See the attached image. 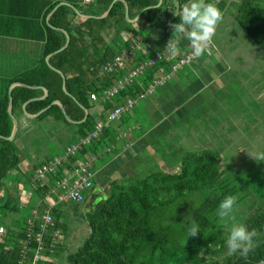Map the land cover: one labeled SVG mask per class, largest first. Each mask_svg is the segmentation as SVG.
<instances>
[{
  "label": "trees",
  "instance_id": "obj_1",
  "mask_svg": "<svg viewBox=\"0 0 264 264\" xmlns=\"http://www.w3.org/2000/svg\"><path fill=\"white\" fill-rule=\"evenodd\" d=\"M113 1L91 0L89 3L72 5L78 14L90 16L80 25L72 23L77 13L71 6L59 5L58 2L49 4L44 19L53 12L45 24L46 41L38 64L5 84L1 83L0 193L3 195L0 196V228L5 231V239L0 242V264H19V250L26 237L25 231L28 222L34 219L32 211L36 210L41 215L49 208L53 220L57 221L59 218L57 214H53L56 206L50 208L45 200L48 188L32 182L34 171L47 163L48 159L33 165L28 173L21 174L19 171L23 160L19 141L32 131L22 127L20 118L26 117L24 111L34 116L49 107L34 119L26 117V121L42 123L45 120H53L59 123V130H69V144L86 137L94 130L96 123L103 121L106 116L104 113L98 114V104L105 109L107 107L101 102L104 104L102 105L99 99H90V95H101L103 90L112 86L122 74L119 71L101 75L102 66L136 41L134 33L127 40L122 37L125 31L135 29L126 19L125 3L128 6V20H134L140 14L135 25L140 29L137 34L141 39L148 41L155 29H162L164 34H169V37H164V43L171 39L173 29L170 25L179 23V7L186 2L167 0L169 10H163L151 7L158 0H118L106 17L99 18L107 12ZM239 1L241 5L237 8L235 16L237 24L254 44L264 47V0ZM170 10L175 11L177 17ZM66 36L67 47L57 52L66 44ZM182 47L183 51L179 56L187 53L188 42L184 41ZM47 57L48 62L45 61ZM177 58H169L150 69L145 74V84L149 83L159 69L168 71ZM145 60L137 55L127 67L132 68ZM133 62L134 66L131 65ZM62 75L65 77L66 93L62 89ZM17 82L32 88L20 85L9 91L11 84ZM41 88L47 91V97L32 100L44 97ZM139 88L136 85L127 87L116 97L122 102L114 105H121L128 98L137 96L136 93L141 92ZM9 93L12 98L11 113L18 124L12 141L7 140L14 126L8 113ZM55 101L61 103L69 121L60 106L52 104ZM35 132L40 135H36L38 140L46 133L41 127ZM107 133L108 127L103 130L93 149L89 151L83 148L77 157L95 155L100 148H107L112 142L110 134ZM73 161L74 158L70 162ZM226 171V167L220 166L218 154L206 151L201 155L184 157L181 168L175 175L157 173L122 184L113 183L110 185L111 190L104 196H99L93 182L92 188L84 193L83 200L88 201L87 209L82 213L87 222L88 236L75 253L66 257L67 264H166L167 259L172 260L174 264H264V206L257 209L256 214L247 215L243 222L249 229L254 228L259 233L255 251L246 259L239 255H228L224 259L216 257L224 250L225 245L220 239H223L227 232L219 225L221 223L218 222L215 211L225 195L237 196L240 189L228 178ZM54 179L53 176L50 178L49 186L53 184ZM9 184L13 187L11 190H8ZM19 185L30 195L27 204H20ZM190 193H201L204 197L200 207L190 213L199 221L202 233L191 237L192 241H185L181 229L174 230L164 223L167 219L164 211L172 202L180 203L185 195ZM71 211L77 213L78 208L73 207ZM177 219L183 224L187 222L183 216L178 215ZM53 229H57L56 222ZM50 239L49 234L45 235L47 250L44 254L50 258L55 255L58 257L59 245H54L52 251H49ZM7 246H12L13 250L7 249ZM30 247L33 250L35 245L31 244ZM200 255L203 259L201 262L198 261ZM32 257L31 251L23 264H30ZM39 264L54 262L40 261Z\"/></svg>",
  "mask_w": 264,
  "mask_h": 264
},
{
  "label": "crops",
  "instance_id": "obj_2",
  "mask_svg": "<svg viewBox=\"0 0 264 264\" xmlns=\"http://www.w3.org/2000/svg\"><path fill=\"white\" fill-rule=\"evenodd\" d=\"M215 1L220 8L233 3L230 0ZM56 2L59 5L68 4L74 10L76 9L72 5L85 3L84 0H0V86L38 64L46 41L45 24L53 11L45 19L44 13L49 4ZM76 13L72 23L80 25L90 18L78 14L77 10ZM139 16L140 14L134 20H128L135 29L125 31L122 37L127 40L134 33L133 36L141 40L144 50V54H138V58L145 60L168 42L163 43L164 37L156 38L154 32L147 37L148 41L137 36L140 29H137L139 27L135 22ZM238 35L240 34L236 30V39L244 38L241 39L245 48H236L234 62L226 55H233L234 50L222 52L218 47V44L223 46L230 40L224 38L223 42H216L214 39L215 44L212 43V47L203 57L183 67L163 87L139 100L130 112L108 126L107 134H110L112 142L107 147H112V150L104 152L107 148L103 147L101 158L93 161L91 169L99 196H104L113 183L122 184L123 181L138 179L142 172L140 170L150 169L151 174L147 176L159 172L165 175L177 174L181 161L170 159L174 152H169V147L170 143L176 142L178 137L175 133L178 131H186L180 137V142L186 137L187 142L180 144L186 153L201 155L211 151L220 157V145L234 138L236 154L240 155V160H249L251 140H264V47ZM45 61L48 62V59ZM133 64L135 62L131 65ZM145 79L138 78L137 83L131 86L136 85L143 89L147 86ZM234 84L236 89L230 86ZM15 86H10L9 91ZM121 102L118 98L104 103L105 105L100 102L107 107L105 109L98 104V114L107 115L108 109ZM21 122L25 129H34L37 126L35 122ZM62 134L65 141L61 140L60 144L55 142L57 153L53 158L61 155L64 148L70 145L69 130L65 129ZM171 134H174V138L170 137ZM36 135L38 134L26 140L31 139L32 143H38ZM215 145H218L216 151L211 150ZM31 146L28 145L29 148ZM85 148L90 151L94 146ZM38 150L37 148L34 154L39 153ZM144 159L150 161V166L146 169L140 165ZM99 163L101 165L97 166ZM31 164L29 157H23L19 165L20 173L25 174ZM220 166L223 168L221 162ZM14 174L15 172L12 173L13 176Z\"/></svg>",
  "mask_w": 264,
  "mask_h": 264
},
{
  "label": "rangeland",
  "instance_id": "obj_3",
  "mask_svg": "<svg viewBox=\"0 0 264 264\" xmlns=\"http://www.w3.org/2000/svg\"><path fill=\"white\" fill-rule=\"evenodd\" d=\"M232 1L233 3L231 5L227 4L228 7H226L227 6L226 5L223 8H220L216 4V6L220 8L221 11L223 12V20L218 25L216 35L213 38V44H215V40L216 42H218L219 40L223 42L224 38H227V40H230L228 43L223 44V46L221 44H218V47L221 49L222 52L224 51L231 52L232 50H234L235 53L233 55L226 53L227 57L232 62H234L235 57H236V48L238 49L245 48V46H243V43H242V39L244 38H242L240 35H242L243 37H246L247 39H249V41L251 40L241 31V28L237 24V20L235 19L237 8H239V6L241 5V2L239 0H230V2ZM212 2L216 3L215 0L214 1L212 0ZM236 30L240 34L238 35V37H241L242 39L241 38L236 39ZM153 32L156 38H161L165 36L169 37V34L168 35L162 34L163 32L162 29H155V31ZM234 68L236 69V66ZM226 77L228 78V76ZM230 86L236 89V84H234V86L233 85H230ZM233 88L232 90H234ZM25 118L22 117L20 118V120L24 121L26 120ZM38 124H41V125L38 126ZM58 125L59 123H56L53 120H50V121L45 120L42 123H37V126L34 129H30L32 130L31 133H29V135H24V137L21 138V140L19 141L20 143L19 150L21 152L20 155L22 159L25 156L29 157V163H32L31 168L33 165L43 163L47 159H51V158L53 159V156L57 153L56 152L57 146L55 145V142L58 141V143L60 144L61 140L65 141V139L63 138V134H62L64 132V129L59 130L57 128ZM39 127L44 128L46 133L41 136V138L38 140V143H32V140L30 138H29L30 140H26L28 139V137L35 135L36 134L35 131H38ZM185 133L186 131L184 132L178 131L175 133L178 138L176 139V142L170 143V147H169V152L171 150L174 152L173 154H171V157H170L171 160L182 161V159L186 157L187 155H192L191 153L184 152V150L181 148V145L184 144V142H187L186 137L183 140H181L182 143L180 142V137L183 136V134L185 135ZM51 134H53L52 137H51ZM173 135L174 134H171L170 137L174 138ZM97 141L98 140L93 142L88 147L96 145ZM30 144L32 145L31 148L28 147V145ZM217 146L218 145H215V147L210 148V149L213 151H216L215 148ZM37 148L39 149L38 150L39 153L34 154V151ZM101 150L102 149L100 148L99 151L96 152L95 155L86 154L85 156L81 158L77 157V155L79 154L77 153L74 159L75 161H83V160H93L94 161L98 158H101L98 156L96 157L97 154H103V151ZM249 150L251 152L255 150H264V140H261L259 138L257 139V141L251 140V146L249 147ZM219 155H220L219 159H220L221 164L223 165V167L227 168L226 175L228 176V178L231 179V181H233V183H235V185L237 184L240 187V189L237 192L239 207L236 209V217L239 221L244 222V219L246 218L247 215H251L253 213L256 214L257 209L264 206V162L257 163L250 157L248 161L240 160L239 158L240 155L236 154V140H234V138L230 140H226V142H224V145H220ZM51 160H49L47 163H49ZM93 161L91 163V168L93 167V164H94ZM99 165H101V163H99L97 166ZM140 165L146 169V167L150 166V161L148 159L147 160L144 159L140 163ZM31 168L26 173L30 172ZM36 170L34 171V174ZM140 171L142 172H140L141 175L139 176V179L151 174L150 169L149 171H144V170H140ZM159 174H162V173L159 172ZM125 182L126 181H123V183ZM36 185L40 186V184L38 183H36ZM40 187H44V186H40ZM11 188L13 187L9 184L8 190H11ZM21 190H23L22 187L19 188V191ZM110 190L111 188L109 186L107 188V191L109 192ZM25 192L28 193L27 191ZM1 195H3V193H0V196ZM195 195L198 197V201H199L198 206L195 208L197 209L203 203L204 197H203V194L201 193H196ZM28 200L29 198L22 200L20 201V204H27ZM50 201L51 200H49V202ZM87 203L88 201L87 202L82 201L80 203L69 202V203H59V204L57 203L51 206V208L56 206V209L53 214H57L59 216L57 221L53 220L54 225L56 222V226H57V229H55V231H57L59 234L57 245H59V249H60L59 256L57 257L55 255L50 260L51 262H54V264H67L65 260L66 257L69 254L75 253L78 250V248L83 244L84 240L87 238L88 226L82 214L87 209V206H86ZM177 204L178 203L176 201L172 202L164 211V214L167 218L164 223L170 225L172 229L174 230H180L181 225L183 224L182 221H179L177 219L178 215L183 216V218L185 219V217L189 216L190 213L193 210H195V209H192V205L188 201H182L180 204L178 205ZM73 207L78 208L77 213H73L71 211V208ZM33 212L34 211H32V214ZM186 224H183V225H186ZM219 225L223 226V228L227 232L224 225L222 224H219ZM226 237L227 235H224L223 239L222 238L220 239L222 243H224ZM187 240L192 241V238L188 237ZM187 240L185 239V241ZM182 246H184V243L181 245V247ZM226 256H228L226 247H224V250L222 251V253H220L219 255H216L217 258H221V259H224ZM202 260H203L202 255H200V257H198V261L201 262ZM166 264H174V262L170 259H167Z\"/></svg>",
  "mask_w": 264,
  "mask_h": 264
},
{
  "label": "built area",
  "instance_id": "obj_4",
  "mask_svg": "<svg viewBox=\"0 0 264 264\" xmlns=\"http://www.w3.org/2000/svg\"><path fill=\"white\" fill-rule=\"evenodd\" d=\"M90 1L91 0H84L85 3H89ZM136 35L139 36L138 34ZM166 45L162 49L154 51L147 60L127 69V64L132 62L138 54H144L141 40L136 38V41L132 43L127 50L115 56L110 62L103 65L100 70L101 75L114 74L121 71L122 74L116 82L112 86L105 88L99 96L94 93L91 94L90 99H99L102 103L111 102L127 87L134 85L135 82L137 83L136 80L138 78L145 77V74L150 71V69L156 67L160 62H165L169 59L167 56L161 55ZM211 47L212 44L209 45L208 51ZM177 57V60L170 65L168 71L159 69L150 79L147 86L141 89V92L137 96L128 98L121 105H114L113 109L107 113L105 119L97 122L94 130L86 137L80 138L79 141L73 144L67 145L61 155L54 157L49 163L37 168L32 182L48 188L45 200L50 208L57 203H80L84 200V193L93 186L94 173L91 170V163L93 160L70 161L83 148L88 147L98 140L106 127L119 120L125 113L130 112L139 100L152 95L157 88L163 87L177 72L183 69V67L197 60V58L191 55V48L187 53ZM111 150L112 147H107L104 152H111ZM97 156L100 157L101 154H97ZM65 164H67V167H65ZM52 176L55 177V179L53 184L49 186V180ZM20 196L22 201L28 199L30 195L21 190ZM49 200L51 201L49 202ZM33 215L34 219L28 222V227L25 231L26 237L19 250V264L24 263L27 259V255L31 251L33 257L31 258L30 264H39L40 261L51 260L50 257L44 254L47 250L44 240L45 235L49 234L51 237L49 251H52L54 245L58 243L59 234L55 229L52 230L54 221L50 209H45L41 215L35 210ZM4 239L5 231L3 228H0V242H3ZM31 244L35 245L33 250L30 247ZM7 249L13 250V247L7 246Z\"/></svg>",
  "mask_w": 264,
  "mask_h": 264
},
{
  "label": "clouds",
  "instance_id": "obj_5",
  "mask_svg": "<svg viewBox=\"0 0 264 264\" xmlns=\"http://www.w3.org/2000/svg\"><path fill=\"white\" fill-rule=\"evenodd\" d=\"M151 7L169 10L167 0H158ZM172 12L177 17L176 12ZM179 13V23L170 25L173 29L171 39L161 55L170 59L179 56L183 51L184 41H187L191 48V55L199 59L206 54L209 45L213 43L218 25L223 20V12L210 0H186L180 5ZM248 155L257 163L264 162V150H255ZM181 201L191 203L192 209H195L199 202L198 197L191 193L185 195ZM238 207L236 195H225L218 203L215 216L227 230V237L224 241L227 254L229 256L239 255L246 259L258 246L259 233L254 228L249 229L237 219L236 209ZM185 220L187 224H182L181 230L186 240L188 237H195L198 233H202L201 225L196 218L189 215L185 217Z\"/></svg>",
  "mask_w": 264,
  "mask_h": 264
},
{
  "label": "water",
  "instance_id": "obj_6",
  "mask_svg": "<svg viewBox=\"0 0 264 264\" xmlns=\"http://www.w3.org/2000/svg\"><path fill=\"white\" fill-rule=\"evenodd\" d=\"M116 1H118V0H114L113 1V3L111 4V6L109 7V9L107 10V12L102 16V17H99V18H104V17H106L107 16V14H108V12L110 11V9H111V7H112V5L116 2ZM121 1V0H120ZM62 5V4H61ZM65 5H67V6H69L68 4H65ZM125 11H126V14H125V16H126V19H127V21H128V6H127V4L125 3ZM67 37V36H66ZM67 44H68V37H67V40H66V44L59 50V51H57V52H60V51H62V50H64L66 47H67ZM47 59H48V57H47ZM62 78H63V84H62V88H63V91L66 93V91H65V80H64V77L62 76ZM13 85H16V86H25V87H29V86H27V85H23V84H20V83H13L11 86H13ZM29 88H32V87H29ZM42 90H44V97H42V98H38V99H32V100H40V99H43V98H46L47 97V91L44 89V88H41ZM32 100H30V101H32ZM52 104H56V105H59L60 106V108L62 109V112L64 113V115H65V112H64V109H63V107H62V105H61V103L59 102V101H55V102H53ZM11 105H12V98H11V96H10V93H9V107H8V113H9V115H10V117H11V119H12V121H13V132H12V134H11V136L9 137V138H7V140H9V141H12L13 139H14V137H15V134H16V131H17V127H18V124H17V121H16V119L12 116V113H11ZM49 107H47L46 109H44V110H42L41 112H39L37 115H34V116H30V115H28L25 111H24V114L27 116V117H29V118H36L37 116H39L41 113H43L44 111H46L47 109H48ZM24 109V108H23ZM85 114L87 115V112H85ZM65 117H66V115H65ZM66 119L68 120V118L66 117ZM69 121V120H68Z\"/></svg>",
  "mask_w": 264,
  "mask_h": 264
}]
</instances>
